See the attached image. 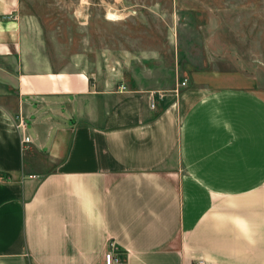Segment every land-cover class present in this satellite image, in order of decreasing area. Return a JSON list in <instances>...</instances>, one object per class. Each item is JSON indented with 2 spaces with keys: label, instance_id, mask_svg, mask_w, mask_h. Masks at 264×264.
Returning <instances> with one entry per match:
<instances>
[{
  "label": "crops",
  "instance_id": "0c3cea01",
  "mask_svg": "<svg viewBox=\"0 0 264 264\" xmlns=\"http://www.w3.org/2000/svg\"><path fill=\"white\" fill-rule=\"evenodd\" d=\"M25 29L0 0V264H264V87L121 90Z\"/></svg>",
  "mask_w": 264,
  "mask_h": 264
},
{
  "label": "rangeland",
  "instance_id": "374dc122",
  "mask_svg": "<svg viewBox=\"0 0 264 264\" xmlns=\"http://www.w3.org/2000/svg\"><path fill=\"white\" fill-rule=\"evenodd\" d=\"M21 12L57 64L119 85L264 87V0H21Z\"/></svg>",
  "mask_w": 264,
  "mask_h": 264
},
{
  "label": "built area",
  "instance_id": "2783aa9c",
  "mask_svg": "<svg viewBox=\"0 0 264 264\" xmlns=\"http://www.w3.org/2000/svg\"><path fill=\"white\" fill-rule=\"evenodd\" d=\"M186 80L181 81V85H185L186 84ZM119 89L121 90H127V86L124 83H121L119 86ZM162 96V95H161ZM151 106L155 105V96L152 95L150 97V101H149ZM17 128L19 129H25L27 127V122L24 118V116L22 114H19V116H17V124H16ZM28 142H30V136L28 134H24L21 138V143H23V147H28ZM110 256L112 257V264H124L122 258L120 257L119 253L117 252V248L115 246V242L111 241V248H110ZM194 264H205V262L203 260H198L196 263Z\"/></svg>",
  "mask_w": 264,
  "mask_h": 264
}]
</instances>
